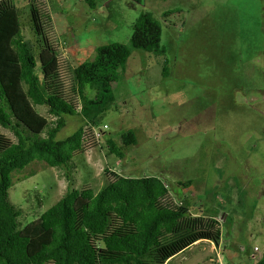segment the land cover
<instances>
[{
  "label": "rangeland",
  "instance_id": "1",
  "mask_svg": "<svg viewBox=\"0 0 264 264\" xmlns=\"http://www.w3.org/2000/svg\"><path fill=\"white\" fill-rule=\"evenodd\" d=\"M29 2L14 0L23 39L35 52ZM35 2L49 15L46 43L56 49L63 91L77 106L67 67L92 59L98 46L127 45L140 13L160 22L164 52L132 51L123 80L112 84L116 100L98 122L101 131L92 128L97 144L73 156L68 168L35 160L11 174L8 200L20 211L19 227L63 196L66 175L73 188L94 193L118 174L157 176L175 191L167 198L178 204L184 196L193 216L209 221L217 213L221 233L218 245L200 240L168 264H253L263 257L264 0H142L131 8L129 0H94L93 9L85 0ZM34 109L54 125L45 106ZM64 120L57 140L81 124L77 116ZM128 129L136 145L119 159L105 142L111 137L120 146ZM0 134L16 142L11 130L0 126Z\"/></svg>",
  "mask_w": 264,
  "mask_h": 264
},
{
  "label": "trees",
  "instance_id": "2",
  "mask_svg": "<svg viewBox=\"0 0 264 264\" xmlns=\"http://www.w3.org/2000/svg\"><path fill=\"white\" fill-rule=\"evenodd\" d=\"M85 1L94 8V0ZM129 1L131 8L142 0ZM39 4L35 0L28 4L37 43L33 52L23 39L14 0H0V126L16 137L10 142L0 134V264H166L200 240L218 245L221 233L213 217L218 214L203 221L201 214H191L184 196L172 203L167 197L175 191L157 176L117 173L94 193L89 187L73 188L66 175L70 182L63 196L36 220L19 227L20 211L8 200L11 174L35 160L68 168L73 156L97 144L92 128L98 129L101 117L115 104L112 84L123 80L132 51L164 52L160 22L151 12L140 13L127 45L98 46L92 59L67 67L77 106L63 91L56 49L45 38L49 15ZM87 88L95 91L93 97L86 94ZM36 106L46 107L55 117L54 125L36 112ZM64 116H77L81 124L57 140ZM120 141L118 146L109 137L105 144L122 159L124 149L136 145L134 131H122ZM176 185L185 188L190 181ZM253 264H264V256Z\"/></svg>",
  "mask_w": 264,
  "mask_h": 264
},
{
  "label": "crops",
  "instance_id": "3",
  "mask_svg": "<svg viewBox=\"0 0 264 264\" xmlns=\"http://www.w3.org/2000/svg\"><path fill=\"white\" fill-rule=\"evenodd\" d=\"M197 243V242H196ZM171 261V259L166 263V264H168L169 262ZM254 263V262H253Z\"/></svg>",
  "mask_w": 264,
  "mask_h": 264
},
{
  "label": "clouds",
  "instance_id": "4",
  "mask_svg": "<svg viewBox=\"0 0 264 264\" xmlns=\"http://www.w3.org/2000/svg\"><path fill=\"white\" fill-rule=\"evenodd\" d=\"M106 127H104V129H105Z\"/></svg>",
  "mask_w": 264,
  "mask_h": 264
}]
</instances>
